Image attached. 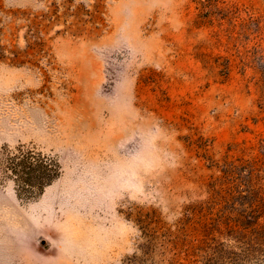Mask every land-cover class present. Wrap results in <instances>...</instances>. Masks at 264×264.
Here are the masks:
<instances>
[{"label":"rangeland","instance_id":"obj_1","mask_svg":"<svg viewBox=\"0 0 264 264\" xmlns=\"http://www.w3.org/2000/svg\"><path fill=\"white\" fill-rule=\"evenodd\" d=\"M0 264H264V0H0Z\"/></svg>","mask_w":264,"mask_h":264},{"label":"trees","instance_id":"obj_2","mask_svg":"<svg viewBox=\"0 0 264 264\" xmlns=\"http://www.w3.org/2000/svg\"><path fill=\"white\" fill-rule=\"evenodd\" d=\"M9 159L10 171L16 184L24 186L29 195L42 193L45 186L51 184L59 173L58 165L52 159L33 150L19 149Z\"/></svg>","mask_w":264,"mask_h":264}]
</instances>
